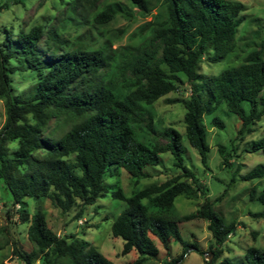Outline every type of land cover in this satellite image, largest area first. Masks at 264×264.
Returning <instances> with one entry per match:
<instances>
[{
    "label": "trees",
    "instance_id": "obj_1",
    "mask_svg": "<svg viewBox=\"0 0 264 264\" xmlns=\"http://www.w3.org/2000/svg\"><path fill=\"white\" fill-rule=\"evenodd\" d=\"M122 1L69 2L75 16L91 18L97 26L108 25L117 15L132 18V8L151 14L158 3L165 4V12L146 24L150 38L137 48H128L115 67L108 46H73L55 26L37 25L16 34L4 29V36L0 34V99L6 108V122L0 128V181L12 196L13 208L27 198H48L63 214L79 207L80 216L83 208L95 205L109 192L105 180L114 170L123 169L137 180L149 178L152 174L147 167L161 165V155L171 153L179 170L176 175L131 197L122 189L112 192L113 198L126 203L112 225L113 237L124 242L122 256L139 255L134 264L158 259V245L169 259L165 264H178L190 249L206 254L198 245L185 243L180 232L181 223L202 219L208 221L217 245L212 251L217 261L219 248L236 232L237 225L227 223L214 210L208 189L185 164L184 138L207 167L206 115L225 103L244 128L262 120L264 40L242 64L217 76L207 75L202 72L204 60L221 62L236 49L239 28L247 19L244 4L229 0H125L129 6ZM18 71L32 72L37 81L28 98L14 93L13 75ZM183 87L190 92L188 98L167 102L180 103L186 109L185 134L163 126L154 109L157 101ZM244 103L250 105L249 111ZM52 121L54 128H50ZM213 124L225 128L218 117ZM219 152L224 164L228 163L223 146ZM248 152L264 155V137ZM242 179H264V163ZM194 193L205 196L199 211L177 218L176 198ZM251 199L264 204V190L259 193L252 188ZM19 213L30 223L28 237L36 245V250L28 253L15 244L13 254L23 264H66L65 260L70 264H114L91 243L58 236L43 212L32 216ZM254 217L264 218V213ZM173 242L183 245L182 254L174 258ZM245 259L248 264H264V250L251 247ZM222 264L230 263L225 260Z\"/></svg>",
    "mask_w": 264,
    "mask_h": 264
},
{
    "label": "rangeland",
    "instance_id": "obj_2",
    "mask_svg": "<svg viewBox=\"0 0 264 264\" xmlns=\"http://www.w3.org/2000/svg\"><path fill=\"white\" fill-rule=\"evenodd\" d=\"M229 1L244 4L246 11L243 14L247 19L239 28L234 52L215 64L204 60L202 72L207 75L217 76L229 68L242 64L249 52L264 40V1ZM69 2L70 0H0V34L4 36V29L16 34L20 30L29 31L37 25L48 28L55 26L73 46L81 44L91 49L108 46L109 52L114 56L113 67H115L122 55L127 54L128 48H137L150 38L152 33L146 28V24L151 22L154 16L163 14L166 10L162 2L155 6L151 14L142 13L137 8L131 7L134 11L132 18L117 15L108 25L97 26L91 18L88 21L75 16L69 10ZM122 2L129 5L125 0ZM106 75L110 76L111 72H106ZM36 84L37 81L30 71H18L13 75L14 93L21 97L32 96ZM189 95L188 88L183 87L181 91L170 93L157 101L154 105L157 120L163 126H172L185 134L186 109L180 103L169 104L167 100L188 98ZM243 106L247 111L250 110L248 103H244ZM216 117L225 123L224 129H219L213 124ZM5 122V102L0 99V128ZM55 125V121H52L50 128H54ZM204 125L210 148L208 165L204 166L199 153L190 146L186 138H184L185 164L208 189L207 197L213 202L214 210L221 214L227 223H235L237 230L219 248L221 257L216 261L212 251L216 250L217 245L208 229V221L197 219L181 223L180 232L184 242L198 245L206 254L202 256L190 249L178 264H208L210 258H212L211 264H222L225 260H229L230 264H248L245 254L249 248L264 250V218L254 217V214L264 213V204L251 199L252 188H256L259 193L264 190V179L244 181L242 177L264 163L262 153L248 152L255 141L264 137V117L261 121L244 128L241 120L223 103L212 114L204 117ZM221 146L225 148L226 157L229 159L226 164L219 152ZM161 158V165L147 167L146 171L152 174L149 178L137 180L123 169L114 170L105 180L109 192L95 205L83 208L80 216L79 207L63 214L48 198H27L22 205L13 208L12 196L0 181V246L2 247L0 264H23L13 254L15 244L28 253L36 250V245L28 237L30 223L21 219L19 213L21 211L31 216L41 211L46 216L49 228L58 236L64 238L74 236L79 241L89 242L114 264H134L139 260V255L133 252L128 256H122L124 242L120 238H114L112 234L113 223L126 208V203L113 198L112 192L122 189L126 197H131L135 192L159 184L179 172L174 166L171 153H164ZM204 200L205 196L201 193L178 196L175 200V216L181 218L197 213ZM158 246L161 249L160 257L147 259L143 264H165V260H169L165 251L160 245ZM182 250L181 243H172L173 258L181 255ZM68 262L65 260L66 264H70Z\"/></svg>",
    "mask_w": 264,
    "mask_h": 264
},
{
    "label": "water",
    "instance_id": "obj_3",
    "mask_svg": "<svg viewBox=\"0 0 264 264\" xmlns=\"http://www.w3.org/2000/svg\"><path fill=\"white\" fill-rule=\"evenodd\" d=\"M208 262H209V264H211V262H212V258L208 259Z\"/></svg>",
    "mask_w": 264,
    "mask_h": 264
}]
</instances>
